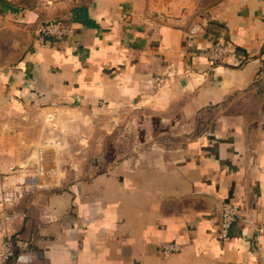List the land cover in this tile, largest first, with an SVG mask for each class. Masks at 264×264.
<instances>
[{
    "label": "crops",
    "instance_id": "obj_1",
    "mask_svg": "<svg viewBox=\"0 0 264 264\" xmlns=\"http://www.w3.org/2000/svg\"><path fill=\"white\" fill-rule=\"evenodd\" d=\"M5 1L0 171L36 164V127L62 110L96 116L113 143L79 178L0 206V244L16 235L47 264H264V111L248 109L264 84V0ZM53 18L72 33L39 36ZM216 41L229 53L214 63ZM224 203L238 212L227 240ZM169 242L181 248L166 256Z\"/></svg>",
    "mask_w": 264,
    "mask_h": 264
},
{
    "label": "rangeland",
    "instance_id": "obj_2",
    "mask_svg": "<svg viewBox=\"0 0 264 264\" xmlns=\"http://www.w3.org/2000/svg\"><path fill=\"white\" fill-rule=\"evenodd\" d=\"M248 105L251 113L264 111V84L249 98ZM95 117H82L79 111L67 109L41 119L36 128L40 129V146L43 151V160L39 163L43 168L40 175L42 189H58L66 180L79 178L86 167L81 164V160L87 156L96 158L97 146L104 139L113 143L112 136L106 135L103 138V132L98 134ZM112 149V145H108L106 150L110 152ZM34 154V160L38 162L36 151ZM36 166L37 164L27 165L26 169L29 171L24 173L32 175ZM33 192L24 195L25 207Z\"/></svg>",
    "mask_w": 264,
    "mask_h": 264
},
{
    "label": "built area",
    "instance_id": "obj_3",
    "mask_svg": "<svg viewBox=\"0 0 264 264\" xmlns=\"http://www.w3.org/2000/svg\"><path fill=\"white\" fill-rule=\"evenodd\" d=\"M72 26L62 18H53L40 21L37 24L36 32L39 36L45 38H58L62 39L72 33ZM229 53V47L220 41L214 42L206 48L205 55L211 61L219 62L223 60ZM169 75V74H168ZM164 75L154 76L150 82L157 87H161L165 81ZM43 160V151L40 148L37 166L35 167L32 175L25 174L29 169L27 165L12 167L9 172L0 171V206L5 210L9 209L22 200L26 192L41 189V171L43 168L39 165ZM238 212L229 203L222 204L220 213V228L219 237L222 240L230 238V228L236 219ZM13 216L8 214L6 219ZM254 231L257 235H264V224H254ZM180 244L169 242L162 246V252L168 256L173 252L179 251ZM0 255H2V264H47L44 262L40 254L25 247L18 239V236L6 233L0 244ZM132 264H140L133 262Z\"/></svg>",
    "mask_w": 264,
    "mask_h": 264
},
{
    "label": "trees",
    "instance_id": "obj_4",
    "mask_svg": "<svg viewBox=\"0 0 264 264\" xmlns=\"http://www.w3.org/2000/svg\"><path fill=\"white\" fill-rule=\"evenodd\" d=\"M2 3L4 4H8V2H6L5 0H0Z\"/></svg>",
    "mask_w": 264,
    "mask_h": 264
}]
</instances>
